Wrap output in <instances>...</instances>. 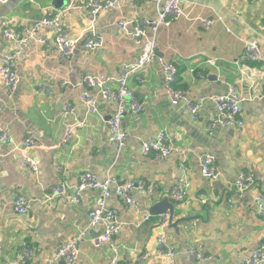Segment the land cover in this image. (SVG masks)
Returning a JSON list of instances; mask_svg holds the SVG:
<instances>
[{"label":"crops","instance_id":"crops-1","mask_svg":"<svg viewBox=\"0 0 264 264\" xmlns=\"http://www.w3.org/2000/svg\"><path fill=\"white\" fill-rule=\"evenodd\" d=\"M83 1L75 0L63 19L68 37L75 41L70 58L53 46L52 29L40 30L26 45L4 42L0 36V60L5 52H19L16 87L8 90L0 79V135L5 132L9 137L8 143L0 140V264L13 263L24 246L33 252L26 264H41L79 234L83 237L75 264H110L113 259L121 264H244L264 244V219L256 214L255 205V197L264 196V62L243 58L244 44L253 42L264 59V0H181L185 16L161 27L156 37L157 57L177 69L172 88L192 97L224 95L234 88L243 97V125L208 129L216 119L209 102L193 120L181 105L170 102L154 59L128 78L142 110L134 114L125 108L121 128L126 141L121 148L106 141V121L116 106L99 100L98 112L88 113L79 96L91 91L81 85V77H116L121 66L134 63L138 49L131 33L120 31L116 23L155 19L158 8L149 2L120 1L114 9L91 15L81 7ZM51 3L0 4V32L7 27L21 34L27 22L43 16L46 8L56 11ZM206 20L210 21L207 28ZM93 38H100L102 45L87 49L85 43ZM207 59L213 62L206 63ZM64 103L75 107L68 121L61 116ZM73 121L84 126L63 145V133ZM160 132L184 155L173 152L158 159L153 153L143 154L141 142L155 139ZM28 136L35 140L32 147H24ZM205 156L215 160L220 173L215 181L200 172ZM24 159L35 162L36 170ZM58 167L64 170L59 172ZM86 171L114 178L120 185L141 182L147 189L134 191L131 205L115 195L109 198L121 225L113 247L99 241L102 228L93 227L88 217L100 193L87 191L78 202L69 199ZM242 171L250 172L255 184L240 193L235 181ZM180 178L188 185L183 199L177 201L171 190ZM60 182L67 183L66 193L48 199L51 187ZM18 196L28 201L24 214L15 211ZM162 199L175 207V227L167 216L155 214V205ZM161 233L176 251L172 258L156 251ZM190 249L203 251L209 260L189 261Z\"/></svg>","mask_w":264,"mask_h":264},{"label":"built area","instance_id":"built-area-1","mask_svg":"<svg viewBox=\"0 0 264 264\" xmlns=\"http://www.w3.org/2000/svg\"><path fill=\"white\" fill-rule=\"evenodd\" d=\"M11 0H0V4H5ZM33 2L34 0H29ZM75 0H68L67 5L56 11L46 8L44 15L38 18H33L23 27L21 34H18L11 28H3L0 32L1 39L4 42H14L16 44L26 45L35 39L36 34L43 29H52L54 31L53 46L65 58H70L75 47V41L70 39L65 31L64 16L69 7L73 6ZM120 1H141L156 4L158 8L155 19H120L116 26L122 32H130L134 44L138 49V57L134 63L125 64L120 67L116 77L108 75H92L85 74L81 80L87 85L91 92L85 93L82 98V104L88 113L95 114L98 112L97 103L100 99L112 102L116 106L115 111L106 121L107 136L106 141L118 147H123L126 141V134L121 128V119L127 107L130 112L139 114L142 110L141 104L135 97L134 92L128 87V78L146 67L154 59H157L160 71L164 78L166 93L170 102L173 105H181L192 117L196 120L199 116L202 106L209 102L216 111V119L212 121L208 129L213 126L223 127H240L243 125L241 119V103L243 97L234 89L230 88L226 94L218 96H200L192 97L188 92L172 88L175 84V76L177 69L173 63L164 59L158 58L156 55L157 41L156 37L161 27H168L172 20L179 19L185 16L181 7V0H85L81 7L87 10L91 15L99 14L107 10L116 8ZM207 28L210 21L203 22ZM150 32L148 36L147 33ZM102 45V40L93 38L85 43L87 49H95ZM19 52L10 51L3 53L0 60V79L4 87L8 90H13L18 83V78L15 72V63ZM243 58L250 62H264L261 56L259 47L248 42L244 44ZM213 61L207 59L206 63ZM143 82V80H140ZM96 92V96L93 95ZM75 114V107L64 103L61 107V116L64 120ZM70 128H81L84 126L82 121H73L67 124ZM73 136L63 133L62 144H68ZM0 140L8 143L9 137L4 132L0 135ZM24 147H32L35 144L33 137L28 136L23 141ZM141 150L143 154L153 153L156 158L163 159L170 156L173 152H178L184 155L183 151L173 149L168 143V137L164 132H160L153 140H144L141 142ZM184 159L181 166L183 167ZM33 171L36 170V164L31 159L24 162ZM64 169L58 167V171ZM201 174L209 180L215 181L219 178L220 173L216 169L215 160L211 156H205L200 164ZM255 184V178L250 172H241L235 181V188L242 193L249 187ZM114 190H111V186ZM187 181L185 178H180L178 183L173 186L171 196L179 201L183 199L186 192ZM68 188L67 183L60 182L51 187L48 199L62 197ZM147 192L143 183L128 182L118 184L111 177H101L89 171L80 175L79 183L76 187V193L69 199L72 202H78L83 193L87 191H98L99 197L95 200L93 207L88 213L90 224L93 227H101L102 234L99 237L100 242L108 243L113 247L114 238L120 233L121 225L117 220V212L108 205V200L112 195L118 197L124 204L131 205L134 202V191ZM153 187L149 188L152 191ZM256 214L264 219V196L255 197ZM28 209V201L21 196L15 199V211L19 214H24ZM145 220L148 219L146 215ZM167 221V220H166ZM82 234L76 235L67 239L65 243L60 245L59 249L53 254L50 259H47L41 264H54L56 261L64 260L67 264H75L78 259V245L82 242ZM156 251L159 255L172 258L176 251L168 243L165 234L161 233L156 238ZM33 252L30 248L24 246L17 254V259L11 264H26ZM187 259L194 262H206L209 257L198 249H190L187 253ZM264 262V244L258 249L252 251L245 259L244 264H262ZM110 264H121L116 259H113Z\"/></svg>","mask_w":264,"mask_h":264},{"label":"water","instance_id":"water-1","mask_svg":"<svg viewBox=\"0 0 264 264\" xmlns=\"http://www.w3.org/2000/svg\"><path fill=\"white\" fill-rule=\"evenodd\" d=\"M51 4H52L53 8L57 10V9H60L63 6H65L67 4V1L66 0H52ZM158 204L159 205H155L157 207L155 214L158 216H163V217L165 215H167V217H168L167 222L172 224V226L175 227V224L172 223V220H173L174 215H175V207L172 204H169V199H162ZM166 205H168V206H166ZM163 217H162V220H163ZM99 235L100 234H98L97 236H99Z\"/></svg>","mask_w":264,"mask_h":264},{"label":"bare ground","instance_id":"bare-ground-1","mask_svg":"<svg viewBox=\"0 0 264 264\" xmlns=\"http://www.w3.org/2000/svg\"><path fill=\"white\" fill-rule=\"evenodd\" d=\"M202 75V74H201ZM176 77H177V75L175 76V81H176ZM201 77H203V76H201ZM81 85L84 87V88H86L87 90H89V88L87 87V85L81 80ZM85 93H87V91H85V92H82L81 94H80V96H79V98H80V100H81V98H82V96L85 94ZM93 95L94 96H96V92H93ZM100 100H103V99H100ZM82 102V101H81ZM70 106H72L70 103H68ZM76 129H78V128H76V127H74V128H70V129H68L67 130V134H69V135H73L74 134V132H75V130ZM1 135H3V133L1 134ZM7 135V134H6ZM8 136V135H7ZM178 150V149H177ZM30 160V159H29ZM26 161H28V159H24V162H26ZM165 216H167V215H165ZM60 247V246H59ZM59 247L57 248V250L59 249ZM56 250V251H57ZM55 251V252H56ZM54 252V253H55ZM53 253V254H54ZM53 254L50 256V257H48L47 259H50L52 256H53ZM32 256H33V254H32ZM32 256H31V258H32ZM30 258V259H31ZM47 259H45L43 262H45ZM42 262V263H43ZM58 262H64L65 264H67L64 260H59V261H56L54 264H57Z\"/></svg>","mask_w":264,"mask_h":264},{"label":"clouds","instance_id":"clouds-1","mask_svg":"<svg viewBox=\"0 0 264 264\" xmlns=\"http://www.w3.org/2000/svg\"><path fill=\"white\" fill-rule=\"evenodd\" d=\"M167 220H168V217H167Z\"/></svg>","mask_w":264,"mask_h":264}]
</instances>
